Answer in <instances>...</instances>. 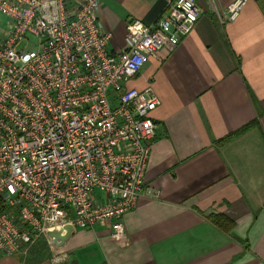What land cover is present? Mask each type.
Returning a JSON list of instances; mask_svg holds the SVG:
<instances>
[{
  "label": "built area",
  "instance_id": "2783aa9c",
  "mask_svg": "<svg viewBox=\"0 0 264 264\" xmlns=\"http://www.w3.org/2000/svg\"><path fill=\"white\" fill-rule=\"evenodd\" d=\"M99 10V0H0V255L24 257L67 226H107L126 246L121 218L141 195L160 194L145 183L160 101L131 82L191 33L198 0H168L150 25L130 20L119 52Z\"/></svg>",
  "mask_w": 264,
  "mask_h": 264
},
{
  "label": "crops",
  "instance_id": "0c3cea01",
  "mask_svg": "<svg viewBox=\"0 0 264 264\" xmlns=\"http://www.w3.org/2000/svg\"><path fill=\"white\" fill-rule=\"evenodd\" d=\"M167 1L99 0L111 50L123 49L130 20L150 25ZM235 1L198 0L191 33L131 82L160 101L150 113L156 133L145 174L160 194L141 195L121 218L127 245L110 240L104 225L67 226L24 257L0 255V264H51L62 252L60 264H264V0H247L221 24L217 13Z\"/></svg>",
  "mask_w": 264,
  "mask_h": 264
},
{
  "label": "trees",
  "instance_id": "16d2710c",
  "mask_svg": "<svg viewBox=\"0 0 264 264\" xmlns=\"http://www.w3.org/2000/svg\"><path fill=\"white\" fill-rule=\"evenodd\" d=\"M255 127H256V122L255 121H253L251 123H248V124L244 125L243 127H241L240 129H238L237 131H235V132L229 134L228 136L216 141L214 143V145L216 147H218V146H222L224 144H227V143H229L232 140L240 137L241 135L245 134L246 132H248L249 130H251V129L255 128Z\"/></svg>",
  "mask_w": 264,
  "mask_h": 264
},
{
  "label": "rangeland",
  "instance_id": "374dc122",
  "mask_svg": "<svg viewBox=\"0 0 264 264\" xmlns=\"http://www.w3.org/2000/svg\"><path fill=\"white\" fill-rule=\"evenodd\" d=\"M3 23H4V19L0 16V26H3ZM50 247H52V244H49ZM49 247V246H48ZM52 255V254H51ZM27 258V257H26ZM25 258V259H26Z\"/></svg>",
  "mask_w": 264,
  "mask_h": 264
}]
</instances>
